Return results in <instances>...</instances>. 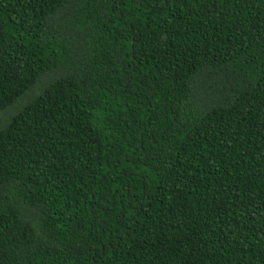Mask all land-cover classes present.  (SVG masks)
Returning a JSON list of instances; mask_svg holds the SVG:
<instances>
[{"label":"trees","instance_id":"obj_1","mask_svg":"<svg viewBox=\"0 0 264 264\" xmlns=\"http://www.w3.org/2000/svg\"><path fill=\"white\" fill-rule=\"evenodd\" d=\"M0 264H264V0H0Z\"/></svg>","mask_w":264,"mask_h":264}]
</instances>
